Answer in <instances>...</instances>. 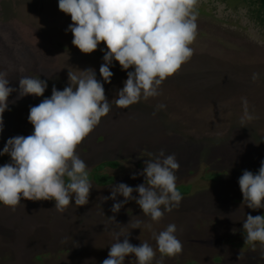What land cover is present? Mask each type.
Segmentation results:
<instances>
[{
  "label": "rangeland",
  "instance_id": "1",
  "mask_svg": "<svg viewBox=\"0 0 264 264\" xmlns=\"http://www.w3.org/2000/svg\"><path fill=\"white\" fill-rule=\"evenodd\" d=\"M193 13L198 29L191 59L162 83L160 95L118 108L115 98L127 72L113 61L112 81H103L99 68L106 44L91 54L74 46L65 31L71 17L59 10L58 0H0V71L17 90L21 75L48 83L44 96L10 94L0 151L10 137L32 133L30 106L50 97L53 85L63 90L69 69L82 75L94 68L111 110L77 147L87 170L115 160L117 168L103 167L114 176L112 185L136 187L144 177L132 174L163 149L180 165L175 174L182 195L179 207L158 222L134 200L113 213L116 201L103 200L111 185L93 182L89 203L77 207L73 198L63 213L54 200L22 198L15 210L0 203V264H102L116 233H130L133 245L145 241L155 249L153 233L169 224L176 225L183 251L163 264L188 258L196 264H264V245L245 244L242 230L246 215H264V208L237 201L243 197L239 177L245 169L257 172L264 160V11L250 0H196ZM253 73L259 74L255 82ZM159 104L166 107L157 110ZM2 160L0 166L11 158ZM136 221L140 228L132 229ZM159 260L157 251L152 264ZM125 264H137L135 257Z\"/></svg>",
  "mask_w": 264,
  "mask_h": 264
},
{
  "label": "clouds",
  "instance_id": "2",
  "mask_svg": "<svg viewBox=\"0 0 264 264\" xmlns=\"http://www.w3.org/2000/svg\"><path fill=\"white\" fill-rule=\"evenodd\" d=\"M195 5L196 0H58L59 10L71 17L72 23L65 31L72 33L74 46L91 54L101 43L106 44L101 49L104 63L99 68L103 81L111 83L113 61H118L127 72L124 86L115 98L118 108L160 95L162 83L191 59L194 50L190 45L198 29L193 13ZM20 71H24L23 67ZM82 73L77 75L69 69L68 84L63 90L53 85L50 97L30 106L27 119L33 125L32 133L10 137L0 151V155L11 157L10 162L0 166L3 205L15 210L22 198L54 200V208L63 213L73 198L77 207L89 203L93 184L77 147L110 112L111 106L95 69H84ZM7 77L6 71H0V133L4 128L3 113L13 91H18L20 97L44 96L48 87L46 80L21 75L17 90L9 86ZM258 78L259 74L253 73L252 81ZM164 107L159 104L157 110ZM179 167L175 154L165 155L161 149L155 159L144 160L142 170L132 174L133 179L143 176V183L136 187L123 182L111 185V195L103 200L116 201L111 207L113 213H119L134 200L145 216L158 222L165 211L179 207L182 200L176 186L175 173ZM238 183L242 205L253 210L264 208V160L255 173L245 169ZM118 195L124 200L117 201ZM140 223L136 221L132 229L140 228ZM242 230L245 244L264 245V215L247 214ZM176 231V225L169 224L153 233L155 249L145 241L133 245L130 233L124 236L116 233V242L111 244L102 264H125L130 256L135 257L137 264H152L157 251L160 260L156 264H163L165 257H175L183 251Z\"/></svg>",
  "mask_w": 264,
  "mask_h": 264
},
{
  "label": "trees",
  "instance_id": "3",
  "mask_svg": "<svg viewBox=\"0 0 264 264\" xmlns=\"http://www.w3.org/2000/svg\"><path fill=\"white\" fill-rule=\"evenodd\" d=\"M240 1L242 2L244 0H240ZM250 1L255 3V4H258L260 6V9L262 11H264V0H250ZM8 157H10V156H8ZM8 157L6 156L4 158H1L0 161H3L2 159H7ZM116 163H117V165L114 166ZM104 166H106V168L107 167L117 168L119 165H118V162L115 160L104 161L101 164L97 165L95 168H92L91 170H89V169L87 170L88 174H89V180L98 186L112 185L115 182V178L113 175H111L109 172H107V173L104 172V169H105V168H103ZM214 171H217V170H214ZM96 179H98V180L96 181ZM214 182L215 181H213V183ZM242 200H243V197L237 201L241 202ZM214 261H220V258L216 257L214 259ZM196 263L197 262L194 259L188 258V259H183L181 261H178L175 264H196ZM217 263H220V262H217Z\"/></svg>",
  "mask_w": 264,
  "mask_h": 264
}]
</instances>
